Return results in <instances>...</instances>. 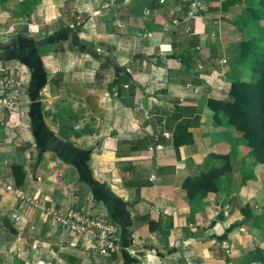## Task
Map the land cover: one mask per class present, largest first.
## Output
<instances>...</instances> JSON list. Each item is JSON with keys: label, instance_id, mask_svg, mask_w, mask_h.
<instances>
[{"label": "crops", "instance_id": "crops-1", "mask_svg": "<svg viewBox=\"0 0 264 264\" xmlns=\"http://www.w3.org/2000/svg\"><path fill=\"white\" fill-rule=\"evenodd\" d=\"M221 1L39 0L21 17L12 1L0 4V67L20 82L7 93L11 108L0 107V259L255 263L243 259L264 247L263 224H252L264 213V168L206 102L228 98L242 67L249 74L233 66L238 32ZM29 48L40 85L16 57ZM177 123L191 138L174 148ZM224 161L216 189L198 190L195 178ZM7 184L52 207L105 213L123 251L98 254L92 240L60 229ZM253 237L262 239L254 245Z\"/></svg>", "mask_w": 264, "mask_h": 264}, {"label": "trees", "instance_id": "trees-1", "mask_svg": "<svg viewBox=\"0 0 264 264\" xmlns=\"http://www.w3.org/2000/svg\"><path fill=\"white\" fill-rule=\"evenodd\" d=\"M3 1H12L10 11L15 17L28 16L39 2V0H0V4ZM237 4H242L241 14L227 21L231 24L232 29L238 32L231 58L233 66L246 65L249 74L244 79L241 77V72H236L227 85L228 98L208 99L206 102L212 112L213 120L216 123L224 121L226 125L240 133V138L247 147L254 164L264 168V0H222L221 8L224 11L229 6ZM242 32L246 34V37L240 36ZM16 54L17 56L12 55L33 69L35 81L32 82V85H40L43 74L38 64L36 49L29 48L21 54L16 51ZM34 106L35 104L31 103V107ZM35 122L38 123V121ZM66 126L63 127L66 128ZM68 128L75 134L82 131V129L74 130L69 124ZM190 138V134L185 130V125L177 123L171 135L174 148L190 142ZM227 168L224 161L221 168H210L200 173L195 178L198 187L202 188L198 190L202 192L214 191L219 174ZM263 216L262 212L256 214L252 218V224L262 223L264 226V220L260 219ZM122 251L123 249L120 248L118 252ZM243 261L264 264V247L255 246L250 249L248 257Z\"/></svg>", "mask_w": 264, "mask_h": 264}, {"label": "built area", "instance_id": "built-area-1", "mask_svg": "<svg viewBox=\"0 0 264 264\" xmlns=\"http://www.w3.org/2000/svg\"><path fill=\"white\" fill-rule=\"evenodd\" d=\"M189 13L191 14L192 10ZM221 61L225 60L221 59ZM19 86V78L7 67H0V107L9 106L11 108L12 98L15 96H7V93H15ZM83 116L84 114H82L81 120ZM160 134L169 135L163 130ZM156 138L155 135L153 140ZM148 149L152 151L153 144H150ZM5 189L26 206L45 214L60 229L74 236L92 240L98 254L106 255L110 252H118L121 248L116 242V226L105 213L101 211L89 212L83 207H52L46 205L42 200L30 196L17 186L7 184Z\"/></svg>", "mask_w": 264, "mask_h": 264}, {"label": "rangeland", "instance_id": "rangeland-1", "mask_svg": "<svg viewBox=\"0 0 264 264\" xmlns=\"http://www.w3.org/2000/svg\"><path fill=\"white\" fill-rule=\"evenodd\" d=\"M228 8L231 9V10H233V13H231V12L227 13V17L230 20H232L233 18L237 17L242 12V4H237V5H234V6H229ZM229 26L231 27V24ZM240 36L241 37H246V34L244 32H242V33H240ZM242 69H243V71L240 74H241V76H245L246 77L248 75V72L244 69V67H242ZM261 239L262 238H257V237L254 238L253 237L254 245L255 244H258L261 241ZM15 254H16V252H15ZM22 255L23 254H21V256ZM0 264H24V260H22L20 262L19 261H12V262H10L9 261V258L2 257L0 259Z\"/></svg>", "mask_w": 264, "mask_h": 264}]
</instances>
